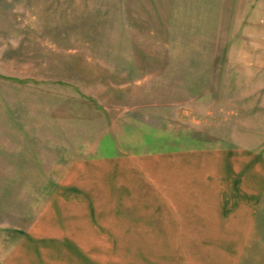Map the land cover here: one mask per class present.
Segmentation results:
<instances>
[{
  "label": "rangeland",
  "instance_id": "obj_1",
  "mask_svg": "<svg viewBox=\"0 0 264 264\" xmlns=\"http://www.w3.org/2000/svg\"><path fill=\"white\" fill-rule=\"evenodd\" d=\"M207 148L264 162V0H0V264H264V212L146 203Z\"/></svg>",
  "mask_w": 264,
  "mask_h": 264
},
{
  "label": "crops",
  "instance_id": "obj_2",
  "mask_svg": "<svg viewBox=\"0 0 264 264\" xmlns=\"http://www.w3.org/2000/svg\"><path fill=\"white\" fill-rule=\"evenodd\" d=\"M160 159L158 171H155L157 175L154 176L158 180V191L152 190L150 196H154V199L150 198V201L146 202L153 206L151 208L153 211L154 209L160 211L157 213V218L159 217L160 220L181 218L183 215L179 216L176 212L183 211V207H185L184 210L191 212V217L188 220H193L192 210L194 207L189 205H199L198 197L200 195H205L202 198V203L206 204H214L215 199L217 202L219 200L226 201L228 219H235L231 218V212H240L238 225L246 230L256 224L258 219H262V212H264V162H262V156H248L247 152L241 154L240 151L232 149H226V152L218 156L213 148H207L201 152L199 149L166 151L165 154H160ZM220 164L222 169L226 168V184L224 183L222 189L217 186V190L215 189V180H219V176H221L217 173L220 170ZM95 170L102 171V168L95 167ZM202 176H206L211 181L203 188H198L193 177L200 178ZM93 189L94 192H91L89 189L82 188L80 194L88 196H86L85 203L89 202L92 206L97 204L94 208L96 212L98 206L102 205L100 195L105 190L97 186ZM184 204L189 205L183 206ZM206 206L208 210L214 209V206ZM151 209L145 208L144 213L147 212L146 210L151 212ZM85 211H93V209L88 207ZM142 215L144 220L149 217V215ZM138 216L133 215V218H138ZM98 217L100 215L95 214V219ZM232 224L235 223L229 222L226 225L231 226ZM238 238L228 241H239ZM180 239L182 241V238ZM128 241L140 240L130 239Z\"/></svg>",
  "mask_w": 264,
  "mask_h": 264
}]
</instances>
